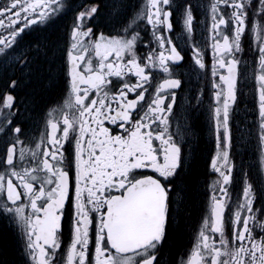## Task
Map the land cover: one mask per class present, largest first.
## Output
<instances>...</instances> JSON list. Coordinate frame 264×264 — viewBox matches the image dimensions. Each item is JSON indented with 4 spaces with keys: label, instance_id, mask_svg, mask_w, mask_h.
Returning a JSON list of instances; mask_svg holds the SVG:
<instances>
[{
    "label": "snow or ice",
    "instance_id": "obj_1",
    "mask_svg": "<svg viewBox=\"0 0 264 264\" xmlns=\"http://www.w3.org/2000/svg\"><path fill=\"white\" fill-rule=\"evenodd\" d=\"M78 7L62 50L67 94L47 112L38 137L23 127L27 109L10 92L0 94V215L19 228L23 264H167L161 252L169 226L186 211L181 173L189 166L183 148L193 135L189 114L202 108L215 138L217 178L195 242L179 264H264V0H210L203 6L206 47L192 42L194 5L185 3L186 49L171 35L180 7L175 0ZM68 10L71 0H0V58L31 73L53 44L21 41ZM102 17L109 20L107 34L99 30ZM246 36L254 62L243 59ZM185 51L211 95L205 105L204 87L186 94L177 113L183 85L194 91L182 79ZM241 78L253 83V119L234 138L230 120ZM9 87L17 88L18 80ZM249 151L259 155L255 174L257 166L244 160ZM237 174L242 188L233 199Z\"/></svg>",
    "mask_w": 264,
    "mask_h": 264
},
{
    "label": "flooded vegetation",
    "instance_id": "obj_2",
    "mask_svg": "<svg viewBox=\"0 0 264 264\" xmlns=\"http://www.w3.org/2000/svg\"><path fill=\"white\" fill-rule=\"evenodd\" d=\"M97 2V0H71L72 3V10L66 11L62 16H60L55 23L50 24L45 30L41 32H30L29 34L24 36V39L21 41V45H27L30 41L36 39V37L41 36L42 34L50 33L53 36H59L63 38L62 44L58 47L59 56L61 57V76L63 80V86L61 87L59 93L56 95L55 98H53L51 101H49L40 111L37 119L35 122H31L26 120L23 127L26 130H29L30 135L39 136L40 131H43L44 129V118L46 117L47 112L52 109L58 107L60 104L63 103V99L66 96V71L64 69V63H65V53L62 51L65 47L66 42V33L69 30V26L72 23L73 17L75 15L76 11H79L80 8L79 5L84 6H90L92 3ZM132 3H141L142 0H130ZM187 2H191L194 5L193 14L196 18V23L194 25V38L192 42L199 41L201 43L202 47H206V44L204 42V38L207 35L206 32V25L209 23L206 19V13L204 12V7L206 6L210 0H175V3L179 5L180 7L174 10L173 13V32L171 33L173 37V42L177 44L178 48L186 49V46L189 44V41L187 40L186 34L183 32L182 27V17L181 12L183 5ZM195 5H201L202 7H195ZM204 21V24H201L200 22ZM109 23V20L106 17H102L99 23V30L105 31L107 34L109 29L105 27L106 24ZM203 33V35H202ZM114 34V33H113ZM6 35V33H5ZM144 35V33H142ZM147 39V37H146ZM250 45V39L246 36L243 40L242 47L244 48L243 52V59L254 62L255 57L249 53L248 48ZM19 51V50H18ZM145 49L141 46L138 49V54L143 53ZM182 54L185 55V61L182 64V69L184 72L188 73L187 77H182V79H190L191 80V88L194 90L192 92H189L190 85L188 83H185L183 85V88L178 92V100L177 105L175 106L174 110L177 113H180L181 106L183 104V98L187 94L189 96L197 94L200 87L205 88V95H204V101L205 105L208 104L209 98H210V91L208 90L210 88V85L206 84L203 80H197L196 73L193 71L189 66L192 64L190 51H185ZM206 64L211 65V54L210 52L205 57ZM194 67V65H193ZM9 71H13L14 74H18V66H15L14 64H5L3 58H0V73H6ZM157 78H162L159 76V74H156ZM155 80L153 81V89L155 85ZM11 84V83H10ZM9 84V85H10ZM9 85L0 91V94H3L5 92H10L12 95L16 97V93H19V88L11 89ZM19 102V101H18ZM0 103H2V100H0ZM17 107H20L22 109V103L19 102ZM254 108V96H253V83L252 82H246L243 78H241L239 84H238V93H237V102L234 106V111L232 113V117L230 120L233 136L234 138H238L241 135V132L245 128V124L247 121H251L253 119L252 109ZM15 110V109H14ZM19 123V121H17ZM32 124V125H31ZM189 124L192 130L193 135L185 137L183 148L184 153L188 157V165L190 164L192 160V145L194 142H199L200 138L202 137L203 143L207 144L209 147V150L207 152L206 158H205V174L203 177V186H202V199H201V206L199 208V212L197 214V217L195 219V222L190 230L189 234V242L184 250V252L177 258L175 264H179L181 258L187 259V255L190 253L192 245L195 242V234L199 230V225L202 222L203 217L207 214V200L209 196V185L212 184L214 180H216L217 175L211 170V158L215 153V138L214 135L210 132V125H209V118H208V112L206 108H202L198 112H190L189 114ZM195 126L200 127V135H197L194 133ZM173 130H175V123L173 124ZM4 140L5 138L3 135H0V154H3L4 151ZM244 160L247 163L252 162L254 163L257 168H253L251 171L253 174L256 173L258 169V163H259V155L258 153H252V152H246L244 154ZM189 167V166H188ZM188 167H186L182 173H181V179L186 174V171L188 170ZM144 174L152 175L153 173L150 170H145ZM242 188V183L240 182V176L236 175V184L234 185L232 191H233V199L236 197V193L239 192ZM261 206V201H258L256 204V207ZM71 214V208L69 206L68 211L65 215L64 219V236H63V242L65 246L68 243L69 238V217ZM0 218L5 223L6 227L10 229L12 232L16 243L18 245L19 254L21 256L22 262H23V256H22V248L23 245L20 240V232L19 228L16 224L10 222L8 219H6L4 216L0 215Z\"/></svg>",
    "mask_w": 264,
    "mask_h": 264
},
{
    "label": "trees",
    "instance_id": "obj_3",
    "mask_svg": "<svg viewBox=\"0 0 264 264\" xmlns=\"http://www.w3.org/2000/svg\"><path fill=\"white\" fill-rule=\"evenodd\" d=\"M38 37L42 40L47 38V41L53 44V52L47 61L41 59L34 64L31 73L28 69L23 74L19 71L18 74H14L13 71L0 73V91L6 88L12 79L18 80L19 93H16V98L22 103V110L27 109L26 115L29 117L27 120L32 123L36 121L41 109L56 97L63 86L61 57L58 52L63 38L46 32ZM200 132V127L195 126L194 133L200 135ZM192 147V160L186 174L181 179L185 189L182 195L186 211L169 226L167 240L161 252L167 264H175L177 258L186 249L190 240V230L201 206L205 158L209 147L203 143L202 137L199 142H194ZM0 261L4 264H23L16 240L1 218Z\"/></svg>",
    "mask_w": 264,
    "mask_h": 264
}]
</instances>
